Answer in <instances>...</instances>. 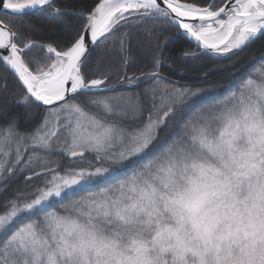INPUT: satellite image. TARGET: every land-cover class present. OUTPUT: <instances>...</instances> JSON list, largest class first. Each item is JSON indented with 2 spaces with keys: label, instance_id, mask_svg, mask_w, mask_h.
I'll list each match as a JSON object with an SVG mask.
<instances>
[{
  "label": "snow or ice",
  "instance_id": "snow-or-ice-1",
  "mask_svg": "<svg viewBox=\"0 0 264 264\" xmlns=\"http://www.w3.org/2000/svg\"><path fill=\"white\" fill-rule=\"evenodd\" d=\"M257 42L264 0H0V264H264Z\"/></svg>",
  "mask_w": 264,
  "mask_h": 264
},
{
  "label": "trees",
  "instance_id": "trees-1",
  "mask_svg": "<svg viewBox=\"0 0 264 264\" xmlns=\"http://www.w3.org/2000/svg\"><path fill=\"white\" fill-rule=\"evenodd\" d=\"M185 45H182L178 42H174L170 48L173 50L176 54L179 53L180 48L184 47ZM251 56L249 59L254 63H259L264 59V46L261 45L260 42H257L251 46L249 49ZM247 73V69H242L241 76ZM171 76L173 79L178 80L180 83H191L194 82L191 78H181L177 76L174 72L171 73ZM210 82L214 87H218L220 89L219 93H214L213 95H216L217 98L220 94L227 91L228 88L234 86L235 79L231 76L230 73H223V74H216L213 77L210 78ZM204 102H212L211 97L206 96L203 98Z\"/></svg>",
  "mask_w": 264,
  "mask_h": 264
}]
</instances>
